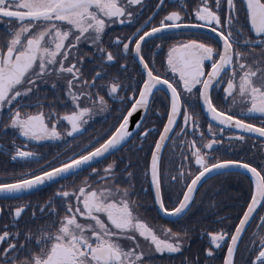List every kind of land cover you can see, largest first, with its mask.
Returning a JSON list of instances; mask_svg holds the SVG:
<instances>
[{
    "label": "snow or ice",
    "instance_id": "6c2138e0",
    "mask_svg": "<svg viewBox=\"0 0 264 264\" xmlns=\"http://www.w3.org/2000/svg\"><path fill=\"white\" fill-rule=\"evenodd\" d=\"M150 3L0 0V139L11 136L0 150L19 165L3 170L0 200L59 185L42 203H0V216L19 221L30 210L33 221H43L0 227V264H157L158 258L184 256L196 229L168 227L161 235L139 214L131 159L94 167L130 143L137 113L140 150L157 136L143 176L164 217H186L209 179L235 175L249 181V197L235 221L220 218L218 229L204 233L209 245L180 264H264V0H155L151 9ZM117 24L134 30L110 38ZM83 45L91 46V56ZM165 47L160 63L167 72L161 73L153 49ZM129 58L139 71L125 83ZM117 65L118 73L110 74ZM158 93L167 98L163 113L153 108ZM109 100L122 105L113 109L116 122L78 143L90 122L109 111ZM149 113L165 117L162 130L146 126ZM252 138L262 142L258 161L217 155L221 148L243 150ZM33 143L68 147L45 160L29 149ZM169 148L173 157L178 153V164L165 160ZM89 169L79 182L60 183Z\"/></svg>",
    "mask_w": 264,
    "mask_h": 264
},
{
    "label": "flooded vegetation",
    "instance_id": "af4514ba",
    "mask_svg": "<svg viewBox=\"0 0 264 264\" xmlns=\"http://www.w3.org/2000/svg\"><path fill=\"white\" fill-rule=\"evenodd\" d=\"M155 3V0H151L149 4V8L151 9V4ZM150 11H147L146 15H150ZM243 16V13H241ZM146 18V16H145ZM4 25L0 24V31H3ZM134 29L131 27L121 26L119 24L113 25L110 32L109 37H115L117 35L124 36L125 34H130ZM107 39V38H106ZM159 43V41H156ZM152 41H149L148 46L145 48V51H148L151 48ZM81 51L86 53L88 56L92 55V48L90 45H83ZM153 52L156 53L157 58V67L160 69L161 73H166V67H162L160 61L166 60L167 48L165 47L163 50L157 52L153 49ZM99 61L97 60V63ZM125 61H121L124 63ZM93 67L92 63L87 64V68L91 69ZM119 71V65L112 67L109 69L110 74H116ZM138 65L131 61V58L128 60V71L123 74L122 79L125 83L128 82V78L137 77L138 75ZM167 78L172 79L171 75L168 74ZM134 82V81H133ZM42 92H50L48 86H42ZM103 94V93H101ZM121 95H124L121 93ZM130 95V93H129ZM219 93H217V97H219ZM107 98V97H106ZM127 101H125L126 103ZM167 103V98L163 95V93H158L156 99L153 104V108L155 111L163 113L165 110V105ZM109 111L101 113L97 115L90 125L88 126V131L85 133L83 137H80L77 141L78 143H86L90 137H95L101 134H104L108 131L111 125L116 122V117L119 114L118 111H114L113 109H117L122 107L119 104H113L111 100H109ZM202 127H206L207 117L204 114L200 116ZM166 122V119L163 115L159 118L153 113H149V119L146 122V126L155 127L157 131L162 130V124ZM231 134L227 133L226 135ZM136 131L133 134V138L130 143L125 145L121 151L115 153L113 156H110L107 161H104V164H96L94 167H103L111 160L115 159L120 161L121 158H124L125 161L127 159H131L135 165L134 171L136 172V180H135V189L138 194V200L140 204L143 205L139 209V214L154 228L157 229L158 233L162 235V230L164 228L171 227L174 231L178 230L181 227H194L196 229V234L193 235L191 245L186 249L184 256H191L193 253H199L202 249H205L209 245V239L205 232H210L218 229L219 224L218 220L222 217H228L229 222L235 221L237 214L240 212L241 207L249 197V181L247 177H239V176H217L213 179H209L203 182L202 186L199 188L198 193L196 195V201L193 205L189 214L181 220H176L175 218H167L164 217L162 213H160L156 206L153 205L152 201V189L149 186L148 181L143 176V170L145 169L146 163L150 160L148 155V146L152 143L154 139L157 138L156 134L153 133L144 144V150L141 151L139 148V142L135 138ZM11 136L8 138L10 139ZM8 139H0V144H7ZM17 144L24 143V141L17 139ZM261 141L252 138L250 142L244 146L243 150H239V146H237L236 152H228L226 148H221L217 155L226 154L230 158H242V159H254L258 161L260 159V145ZM255 144L257 147L255 149L252 148V145ZM68 146H60V145H50L43 144L37 145L35 143L29 145V149L38 151L41 153L45 160H52L53 157L57 155L58 152L62 150V148H66ZM67 155H71L70 152L66 153ZM63 158V157H61ZM170 158L173 159L175 164L179 163L178 153L173 157L172 149L165 153V160L168 161ZM118 170V174L122 171ZM4 169L14 170L19 169V165L16 162H11L6 154L0 150V176L4 175ZM27 171L28 169H20ZM194 172L195 166L191 168ZM87 170L81 173L80 177H72L69 180L61 181L60 183L70 184L74 179L79 182L84 176L87 175ZM175 174V173H173ZM92 179H95L93 177ZM59 185H45L42 186L38 191L26 193L20 200H0V203L8 204V205H16L19 203H24L31 201L33 205L37 203H42L47 200L54 191L58 189ZM182 185L178 186L175 189V192L171 193L172 199H175V195L179 192V188ZM42 220L33 221L31 218V211H27L19 221H15L11 216L4 214L0 216V227L4 224L9 223H18L20 228L23 229L26 226H33L37 223H42ZM258 221L253 222V226L249 229V235H251L252 231H255V224ZM248 240V236L245 237V241ZM225 253H220V255H224ZM184 256H174L169 258L165 256L163 258L157 259V264H180V261L184 258Z\"/></svg>",
    "mask_w": 264,
    "mask_h": 264
},
{
    "label": "water",
    "instance_id": "95a60500",
    "mask_svg": "<svg viewBox=\"0 0 264 264\" xmlns=\"http://www.w3.org/2000/svg\"><path fill=\"white\" fill-rule=\"evenodd\" d=\"M142 115V113H137L134 114V116L132 117V123L130 124V131H133V134L135 133V123L140 121V116Z\"/></svg>",
    "mask_w": 264,
    "mask_h": 264
}]
</instances>
